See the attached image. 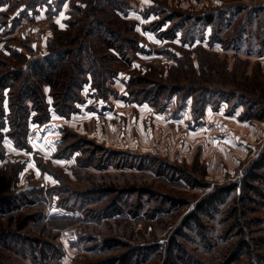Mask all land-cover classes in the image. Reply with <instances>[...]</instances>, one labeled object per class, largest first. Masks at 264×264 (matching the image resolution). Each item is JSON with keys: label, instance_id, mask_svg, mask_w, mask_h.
<instances>
[{"label": "rangeland", "instance_id": "1", "mask_svg": "<svg viewBox=\"0 0 264 264\" xmlns=\"http://www.w3.org/2000/svg\"><path fill=\"white\" fill-rule=\"evenodd\" d=\"M263 148L264 0H0V264H264Z\"/></svg>", "mask_w": 264, "mask_h": 264}, {"label": "trees", "instance_id": "2", "mask_svg": "<svg viewBox=\"0 0 264 264\" xmlns=\"http://www.w3.org/2000/svg\"><path fill=\"white\" fill-rule=\"evenodd\" d=\"M206 22H211L213 20L212 15H205ZM69 51L62 52H54L41 59H36L31 62V67L35 73L44 72L47 73L48 70L53 67H58L63 58L68 56ZM61 65V64H60ZM260 115L259 117H261ZM114 152V151H113ZM264 181V148L263 151L258 155V157L251 161L250 166L244 172V175L241 177L240 183L243 184L244 189H248L250 191H254L257 187V183ZM239 183L234 184H226L222 186H218L215 190L207 193L202 199H200L193 211L187 214L183 220V226L192 227L193 226H201V212H208L212 208H215L216 204L225 196L227 193L232 191L234 188H237ZM8 238V237H7ZM137 249H133L132 251H128L119 257L121 261L120 264H129L133 255L137 254ZM42 254V253H41ZM135 254V255H136ZM37 255V254H36ZM34 260H37L34 258ZM38 260H41L38 259Z\"/></svg>", "mask_w": 264, "mask_h": 264}]
</instances>
